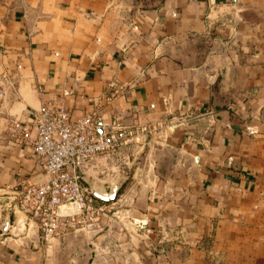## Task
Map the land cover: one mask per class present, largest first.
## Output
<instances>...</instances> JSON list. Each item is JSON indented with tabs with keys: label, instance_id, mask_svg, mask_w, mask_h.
<instances>
[{
	"label": "crops",
	"instance_id": "0c3cea01",
	"mask_svg": "<svg viewBox=\"0 0 264 264\" xmlns=\"http://www.w3.org/2000/svg\"><path fill=\"white\" fill-rule=\"evenodd\" d=\"M54 104L138 137L45 242L6 195ZM0 264H264V0H0Z\"/></svg>",
	"mask_w": 264,
	"mask_h": 264
},
{
	"label": "built area",
	"instance_id": "2783aa9c",
	"mask_svg": "<svg viewBox=\"0 0 264 264\" xmlns=\"http://www.w3.org/2000/svg\"><path fill=\"white\" fill-rule=\"evenodd\" d=\"M31 118L36 135L27 145L47 180L10 190L6 206L37 223L46 242L60 219L98 209L86 183L87 166L132 144L138 134L99 125L92 116L72 119L62 104L44 106ZM11 126L14 132L22 129L15 122Z\"/></svg>",
	"mask_w": 264,
	"mask_h": 264
},
{
	"label": "water",
	"instance_id": "95a60500",
	"mask_svg": "<svg viewBox=\"0 0 264 264\" xmlns=\"http://www.w3.org/2000/svg\"><path fill=\"white\" fill-rule=\"evenodd\" d=\"M90 189H91V195L96 201L105 202V203L113 202L118 192V189L116 187L113 188L108 194L101 193L93 188Z\"/></svg>",
	"mask_w": 264,
	"mask_h": 264
},
{
	"label": "rangeland",
	"instance_id": "374dc122",
	"mask_svg": "<svg viewBox=\"0 0 264 264\" xmlns=\"http://www.w3.org/2000/svg\"><path fill=\"white\" fill-rule=\"evenodd\" d=\"M97 210H94V211H91V212H83V213L82 212H78V214L73 216V217H76V218H88V219L96 218L97 217V213H98Z\"/></svg>",
	"mask_w": 264,
	"mask_h": 264
}]
</instances>
